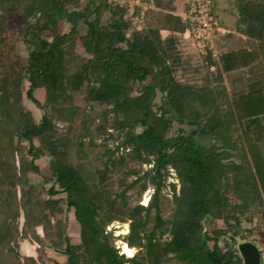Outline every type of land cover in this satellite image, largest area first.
I'll return each instance as SVG.
<instances>
[{"label":"trees","instance_id":"obj_1","mask_svg":"<svg viewBox=\"0 0 264 264\" xmlns=\"http://www.w3.org/2000/svg\"><path fill=\"white\" fill-rule=\"evenodd\" d=\"M151 1L175 10L173 0ZM234 6L242 32L256 41L254 50L225 52L219 60L206 56L201 83L186 85L176 77L181 67L190 68L178 37H162L146 17L145 26L136 27L125 5L0 0V264H39L45 247L65 257L46 256L47 264H166L172 258L243 264L237 245L251 231L243 223L264 218V0H234ZM240 66L246 79L225 83L223 73ZM39 88L43 101L35 95ZM78 93L87 103L108 105L104 113L122 134L94 172L84 162V139L94 145L92 119L83 113L80 130L74 127ZM159 93L170 111L155 110ZM24 98L40 110L38 121ZM184 122L203 127L218 144L202 146L198 131L186 130ZM127 148L129 159L152 164L147 206H127L134 182L115 194L108 187L109 174L125 162L122 153L115 155ZM45 157L44 171L37 161ZM169 168L179 188L169 183L174 208L165 221L159 202ZM152 210L155 225L147 231ZM70 211L78 242L68 232ZM217 219L224 226L208 229ZM115 220H129L124 242L139 248L132 259L106 231ZM18 237L36 243L39 255H21Z\"/></svg>","mask_w":264,"mask_h":264},{"label":"rangeland","instance_id":"obj_2","mask_svg":"<svg viewBox=\"0 0 264 264\" xmlns=\"http://www.w3.org/2000/svg\"><path fill=\"white\" fill-rule=\"evenodd\" d=\"M226 5L228 6L229 4L227 3ZM178 9L179 11L181 10L179 6ZM184 11L180 13L179 15L180 19ZM214 14H219V13L214 11ZM220 16L221 18L223 16L226 25L228 23H231V21L233 22V18H231V16L233 15L231 14L229 15L221 14ZM162 17L163 16L161 12L155 15L157 24L162 23L163 21ZM182 22L184 23L183 20ZM153 23H155L154 19H153ZM64 30L65 31L68 30V24L66 23L64 24ZM186 30L188 31L187 26H186ZM188 35L193 43V46L189 44L192 47V51H193V53L191 54L192 56H190V54L186 55L187 59L190 61L189 63L190 68L181 67L176 72V77L180 81V83L186 85L199 84L201 83V76L206 72L207 60H206V56L198 52L196 41L192 38L189 31H188ZM20 48L24 52L23 46L21 44H20ZM181 51L184 56L183 50ZM194 69H196V71ZM35 95L40 101H43L44 89L43 88L37 89ZM75 103L80 107L79 114L74 122V127L77 130H80L83 113L88 114L89 117L92 119L91 123L89 124V129L92 134L94 145L91 147L87 146L88 138L84 139L85 142L84 162L86 167H88L91 172H94L96 169L102 168V162L107 158L105 154V148H110V149L114 148L116 143L122 139V134L112 127L113 116L111 114L104 113V110L109 107L108 105L87 103L85 102L82 93H78L75 95ZM23 105L25 109L31 112L34 119L38 121L41 115L40 110L27 98H24ZM154 108L158 112L170 111L161 93H159L156 97V105ZM184 125L186 130L188 131L190 130L198 131L199 135L197 138L202 146L210 147L218 144V141L214 137L209 135L204 130V128L199 126L198 124H193V123L190 124L184 122ZM58 127L60 129H63L64 125L59 122ZM177 127H178V122H176L174 127L171 130H169V134H173ZM109 133H111L113 136L110 137ZM128 150H129L128 148L124 150L120 149L119 152L115 155V157H118L122 153V155L125 158V162L123 164H117L114 170L109 174L107 180L108 187L110 191L113 194H115L120 192L126 184L134 182L133 187L126 192L127 206L132 207L136 204L147 206L150 202L152 193L154 191V185L151 179V175L153 173L150 170L152 164L139 163L138 161L129 159L126 155V151ZM37 163L45 171L48 165V158L47 157L41 158L37 161ZM30 177L35 182H38L40 179L37 175L34 174H30ZM169 183H175L176 191H178L179 183L173 169L171 168L168 169V175L164 181V186L161 190V196L159 202L160 216L165 221L172 217L173 208H174V204L172 202V190ZM145 196H147L148 198L146 203L144 202ZM227 210L228 209H225V211ZM154 217H155V211L152 210L150 215L148 216L147 231L152 229V227L155 225ZM21 222H22V217H20V223ZM68 226H69L68 232L72 242H78L79 240L78 225L74 219L72 211L68 213ZM125 226H127V229H129V220H124V221L115 220L112 221L110 224H108V226L106 227V231L110 234V240L114 245V247L119 251V253L123 252L121 245L122 242H124V237L128 233V230H126ZM221 226H224L223 219L211 220L208 224V229H213ZM243 227L249 228L251 229V231L244 232L243 235L245 237L242 240L239 239V242L251 241L255 243L261 251L262 261L264 262V218L258 216L257 218H255V220L252 223L244 222ZM37 231L41 233L40 228H38ZM168 237H169L168 234H165L163 236V238H168ZM14 242L17 243L21 255H32L34 257H37L39 255V252L36 250L37 247L36 243L28 239H22L19 237L15 238ZM135 248L138 251L139 248L137 247ZM46 256L58 262H63L65 259L64 256L60 255L53 249L45 247L44 253L41 256V259L39 260V264L49 263V260L47 259ZM166 264H178V262L174 258H172Z\"/></svg>","mask_w":264,"mask_h":264},{"label":"crops","instance_id":"obj_3","mask_svg":"<svg viewBox=\"0 0 264 264\" xmlns=\"http://www.w3.org/2000/svg\"><path fill=\"white\" fill-rule=\"evenodd\" d=\"M188 2L189 0H173V3L175 5V10L170 11L155 7L152 1L150 0V3L152 4V8L146 11L147 25L160 27V32L162 37H165L171 33L175 34L179 40L178 47L180 51L183 50L184 57L186 58H187L186 55L188 54L192 56L191 54L193 53V51L190 45L193 46V43L188 35V31L186 30L185 27L182 26L183 22L180 19L179 15L187 7ZM227 3L229 4L228 5L229 7L226 5ZM178 6L181 9L180 11L178 9ZM214 11L219 13V14H214L218 20V31L215 39V49H216L215 51L217 53V56L214 59L219 60V56L222 53L229 51H237L239 49H245L248 51L254 50L256 46V41L245 35L242 32L243 27L239 26L236 22L237 10L234 6V0H214L213 12ZM159 12L162 13L163 21L162 23L157 24L155 15ZM221 14L233 15L231 16V18H233V22L231 21V23H228L226 25L223 16L222 18L220 16ZM153 19L155 23H153ZM175 28L177 29L174 30ZM246 76H247V68L245 66H240L235 68L234 70L223 73L225 83H227L228 80L229 82L230 81L235 82L237 80L238 82H241L244 79H246Z\"/></svg>","mask_w":264,"mask_h":264},{"label":"built area","instance_id":"obj_4","mask_svg":"<svg viewBox=\"0 0 264 264\" xmlns=\"http://www.w3.org/2000/svg\"><path fill=\"white\" fill-rule=\"evenodd\" d=\"M129 8L136 27L145 26L146 11L152 8L148 0H113ZM181 19L196 41L197 50L204 56H217L215 39L218 31V20L213 13V0H189Z\"/></svg>","mask_w":264,"mask_h":264},{"label":"water","instance_id":"obj_5","mask_svg":"<svg viewBox=\"0 0 264 264\" xmlns=\"http://www.w3.org/2000/svg\"><path fill=\"white\" fill-rule=\"evenodd\" d=\"M243 264H264L261 251L258 246L251 241H241L237 245Z\"/></svg>","mask_w":264,"mask_h":264},{"label":"clouds","instance_id":"obj_6","mask_svg":"<svg viewBox=\"0 0 264 264\" xmlns=\"http://www.w3.org/2000/svg\"><path fill=\"white\" fill-rule=\"evenodd\" d=\"M125 227H126V230L130 231V229H127V226H125ZM136 251H137V249L135 247L129 248V247L125 246L123 249V252L121 254L126 255V257L128 259H132L135 256Z\"/></svg>","mask_w":264,"mask_h":264},{"label":"bare ground","instance_id":"obj_7","mask_svg":"<svg viewBox=\"0 0 264 264\" xmlns=\"http://www.w3.org/2000/svg\"><path fill=\"white\" fill-rule=\"evenodd\" d=\"M147 200H148V198H147V196H145V198H144V202L146 203ZM125 232H127V231H125ZM125 246L129 247L125 242H122V245H121L122 250L124 249ZM129 248H132V247H129Z\"/></svg>","mask_w":264,"mask_h":264}]
</instances>
